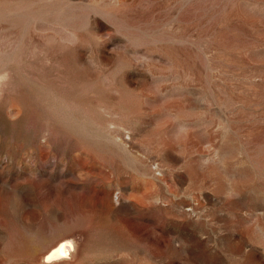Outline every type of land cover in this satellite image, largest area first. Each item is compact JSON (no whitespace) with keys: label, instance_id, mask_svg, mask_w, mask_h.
Here are the masks:
<instances>
[{"label":"rangeland","instance_id":"1","mask_svg":"<svg viewBox=\"0 0 264 264\" xmlns=\"http://www.w3.org/2000/svg\"><path fill=\"white\" fill-rule=\"evenodd\" d=\"M0 91V264H264V0H0Z\"/></svg>","mask_w":264,"mask_h":264},{"label":"bare ground","instance_id":"2","mask_svg":"<svg viewBox=\"0 0 264 264\" xmlns=\"http://www.w3.org/2000/svg\"><path fill=\"white\" fill-rule=\"evenodd\" d=\"M72 243H73V241H72L71 238H68V237H65V236H61V237L57 238L54 243L48 245L42 251L41 260H40L41 263L48 264L49 262H52V261H55V260H56V262H58V260H60V259H61L60 261H62L64 259H67L68 256H69L68 255V250L73 247ZM70 251L71 250H69V252Z\"/></svg>","mask_w":264,"mask_h":264}]
</instances>
